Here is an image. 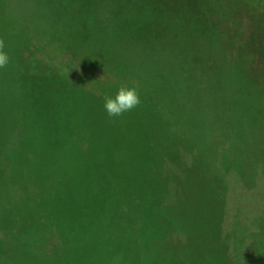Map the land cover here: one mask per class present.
I'll list each match as a JSON object with an SVG mask.
<instances>
[{"label": "rangeland", "instance_id": "1", "mask_svg": "<svg viewBox=\"0 0 264 264\" xmlns=\"http://www.w3.org/2000/svg\"><path fill=\"white\" fill-rule=\"evenodd\" d=\"M0 39V264H172L163 230L183 264H264V0H0Z\"/></svg>", "mask_w": 264, "mask_h": 264}, {"label": "trees", "instance_id": "2", "mask_svg": "<svg viewBox=\"0 0 264 264\" xmlns=\"http://www.w3.org/2000/svg\"><path fill=\"white\" fill-rule=\"evenodd\" d=\"M48 8H50V7H48ZM53 13H54L53 11H51L49 13L47 12L44 16L40 15V17H38V18H43L40 21H42L41 23H42L43 27L45 28V30H47L48 32L50 31V32H55L56 33L57 31L60 30V28H63V25H62L61 22L57 23V17L55 15V13L54 14ZM105 39L106 38L103 36V33H101L98 30H97V32L96 31L90 32L89 33V39L87 40L88 48H89V46L90 47H94V48L98 49L99 52L107 50L106 46H105V41H106ZM131 143H132V141H131ZM129 150H130V147H129ZM126 152H127V150L125 149V154H128L131 159H136V158H139V157L145 158L148 155L145 150L143 152H138L135 149V153L134 154H131V152L130 153H128V152L126 153ZM178 160H180V159H178ZM176 174H177V172H176ZM175 188L179 189L178 186L175 187ZM166 197H167V195H166ZM175 197L176 198H180V195L176 194ZM160 202L162 203V204L161 203L160 204H161L162 209L164 210L165 207L167 206V202H168L167 198L166 199L161 198ZM124 209H126V208H124ZM173 210L174 211L176 210L178 212L181 211L179 208L178 209H173ZM189 210H192L193 213L196 216L195 219H193L192 215L190 217V220H191L190 222H192L191 224H189L190 225L189 230L191 232L190 235H195L196 234V228H199L203 233H208V234L212 235L214 233L213 232L214 231L213 220H214V214H215L214 209H213V211H211V210H207L206 212L204 211L205 220H201L200 219V216H199L200 210L198 208H195V206H194V208H190V209L186 210V212L188 214H190ZM160 212H162V211H160ZM135 226H136V223H135ZM164 233L165 232L163 230V233H161V241H159L160 242L159 246H164L163 248H166L167 245H171L170 247H172L173 250L176 251V257H175L176 261L174 260L172 264H183L182 263V259L180 258L179 254H177L178 247H181L182 245L179 243V241L178 242H176V241L170 242V241L164 240V238H163ZM162 241L165 242V243L163 242L165 245L162 244ZM113 245H116L117 247H119V244H113ZM162 252L163 251L158 252V255L159 256H163L164 254Z\"/></svg>", "mask_w": 264, "mask_h": 264}, {"label": "clouds", "instance_id": "3", "mask_svg": "<svg viewBox=\"0 0 264 264\" xmlns=\"http://www.w3.org/2000/svg\"><path fill=\"white\" fill-rule=\"evenodd\" d=\"M5 47L4 39H0V69L7 68L10 63V56L5 51ZM103 100V108L109 118H120L141 103L138 88L134 85H121L114 95H105ZM121 261L122 257L116 256L112 264H121Z\"/></svg>", "mask_w": 264, "mask_h": 264}]
</instances>
